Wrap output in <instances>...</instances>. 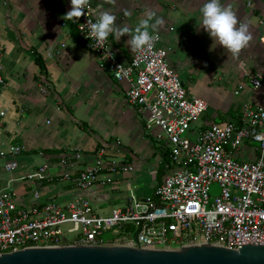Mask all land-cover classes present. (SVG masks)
<instances>
[{
	"label": "crops",
	"instance_id": "obj_1",
	"mask_svg": "<svg viewBox=\"0 0 264 264\" xmlns=\"http://www.w3.org/2000/svg\"><path fill=\"white\" fill-rule=\"evenodd\" d=\"M205 2L87 0L94 17L110 12L116 17L117 28L129 29L120 38L115 33L109 35L115 50L127 58L136 27L154 14L148 30L160 35L159 46L167 50L168 65L188 95L205 102L204 117L222 123L220 116L224 121L234 120L244 107H264V0H222L248 25L252 36L238 56L220 45L213 46L211 37L199 27ZM71 7L70 0H0V69L4 82L0 111L5 113L0 123V145L22 147L17 169L10 174L0 170V189L12 179L10 186L19 205L29 206L34 192L39 202L64 204L89 197L93 206L106 205L122 184L144 197L161 178L154 140L124 99L126 84L115 82L100 67L97 55L72 39L70 30L77 17L66 16ZM156 19L163 22L155 24ZM32 49L41 57L46 75L35 65ZM254 75L262 78L258 90L248 82ZM101 147L107 149V161L128 166L131 171L101 175L109 180L108 186L87 192L58 180L66 170L59 164L62 157L78 153L81 158L74 161L70 171L79 173L92 166ZM255 154L254 145L244 144L236 156L252 161ZM42 165L54 177L52 182L26 178ZM133 185L139 188L134 190Z\"/></svg>",
	"mask_w": 264,
	"mask_h": 264
},
{
	"label": "built area",
	"instance_id": "obj_2",
	"mask_svg": "<svg viewBox=\"0 0 264 264\" xmlns=\"http://www.w3.org/2000/svg\"><path fill=\"white\" fill-rule=\"evenodd\" d=\"M84 13L74 21L80 43L97 55L100 67L115 82L126 84L127 105L154 140L159 163L164 158L167 162L149 195L139 197L128 185L123 205L102 215L84 197L64 204L39 202L34 192L29 206L19 205L10 186L13 180L7 179L0 189V256L31 248L110 246L180 251L190 246L226 250L264 246V107H244L235 122L207 120L205 102L188 95L168 65L159 34L153 33L158 38L152 49L131 50L127 58L115 50L109 37L103 48L94 37H88L89 29L81 24L98 18L87 0ZM248 82L254 90L263 84L258 75ZM3 86L0 69V88ZM4 116L0 111V123ZM244 144L254 145L252 161L236 156ZM21 152L19 145H0V170L10 174L17 169ZM96 152L92 166L79 173L70 171L81 158L78 153L62 157L59 164L66 170L58 180L86 191L108 186L109 180L101 175L131 171L107 161L106 148ZM47 170L42 165L26 178L52 182L54 177ZM104 233L112 238L104 242Z\"/></svg>",
	"mask_w": 264,
	"mask_h": 264
},
{
	"label": "water",
	"instance_id": "obj_3",
	"mask_svg": "<svg viewBox=\"0 0 264 264\" xmlns=\"http://www.w3.org/2000/svg\"><path fill=\"white\" fill-rule=\"evenodd\" d=\"M0 264H264V246L238 250L190 246L180 251L110 246L31 248L1 255Z\"/></svg>",
	"mask_w": 264,
	"mask_h": 264
},
{
	"label": "clouds",
	"instance_id": "obj_4",
	"mask_svg": "<svg viewBox=\"0 0 264 264\" xmlns=\"http://www.w3.org/2000/svg\"><path fill=\"white\" fill-rule=\"evenodd\" d=\"M71 9L66 16L81 17L84 15L86 0H70ZM200 26L213 40V46L220 45L223 49H227L233 56H238L240 52L249 44L252 39L248 31V25L240 21L233 9L225 7L222 0H206L201 9ZM154 14H149V19L141 22L135 29V34L131 36L130 48L136 52H145L153 48L154 41L158 38L155 34L148 30L149 20ZM116 17L110 12H103L99 18L87 24H81L89 29L90 38L96 39V44L102 46L107 41L110 34L115 33L118 38L129 32L127 27L117 28L115 26ZM163 21L155 20V24ZM122 66L116 71L117 76L120 75Z\"/></svg>",
	"mask_w": 264,
	"mask_h": 264
},
{
	"label": "rangeland",
	"instance_id": "obj_5",
	"mask_svg": "<svg viewBox=\"0 0 264 264\" xmlns=\"http://www.w3.org/2000/svg\"><path fill=\"white\" fill-rule=\"evenodd\" d=\"M152 164H155L154 161H151ZM129 182V181H128ZM139 185H133L132 188L135 190ZM125 184L121 185V189L119 190V192H112L113 194V199L111 201V203H107L105 204H101L100 206H94V210L96 213L102 215V214H107L109 213L112 209L116 208V206L118 205H122L123 203V199H125L127 197V191L125 190ZM112 238V236L109 233H104L102 240L108 241Z\"/></svg>",
	"mask_w": 264,
	"mask_h": 264
},
{
	"label": "trees",
	"instance_id": "obj_6",
	"mask_svg": "<svg viewBox=\"0 0 264 264\" xmlns=\"http://www.w3.org/2000/svg\"><path fill=\"white\" fill-rule=\"evenodd\" d=\"M70 35H71L72 39L75 42L80 43V40L78 38V34H77V30H76V25L75 24H73L71 26ZM31 54L34 56V63L39 68L40 74L46 75L45 66H44V63H43L41 57L33 49L31 50ZM223 118H224L223 116H220L218 118V120L221 121V122H224ZM237 119H238V117H237ZM237 119H234V120L233 119H230V120L228 119V122H230V121L231 122H235V121H237ZM165 162H167L166 161V158H164V160H162V162H161V164L159 166V175L160 176H161V174H162V172L164 170L163 169V163H165Z\"/></svg>",
	"mask_w": 264,
	"mask_h": 264
}]
</instances>
